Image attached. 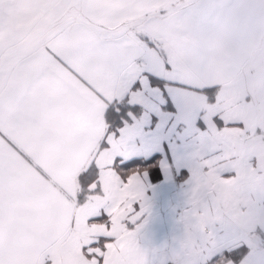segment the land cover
Listing matches in <instances>:
<instances>
[{
    "label": "snow or ice",
    "instance_id": "6c2138e0",
    "mask_svg": "<svg viewBox=\"0 0 264 264\" xmlns=\"http://www.w3.org/2000/svg\"><path fill=\"white\" fill-rule=\"evenodd\" d=\"M0 264H264V0H0Z\"/></svg>",
    "mask_w": 264,
    "mask_h": 264
},
{
    "label": "crops",
    "instance_id": "0c3cea01",
    "mask_svg": "<svg viewBox=\"0 0 264 264\" xmlns=\"http://www.w3.org/2000/svg\"><path fill=\"white\" fill-rule=\"evenodd\" d=\"M5 15L9 18H11L12 20H17L19 19L21 12L19 9H17L15 6H13L11 9H8L5 11ZM260 161H257V164H259Z\"/></svg>",
    "mask_w": 264,
    "mask_h": 264
}]
</instances>
